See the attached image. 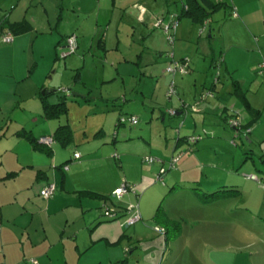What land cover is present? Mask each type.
<instances>
[{
    "label": "crops",
    "instance_id": "crops-1",
    "mask_svg": "<svg viewBox=\"0 0 264 264\" xmlns=\"http://www.w3.org/2000/svg\"><path fill=\"white\" fill-rule=\"evenodd\" d=\"M64 1L3 0L0 5V23L6 19L10 23L27 21L31 27L25 33H13L12 46L0 48V264H34L33 260L37 264H264V215L253 213L256 232L251 235L240 233L241 241L236 243L237 231L234 227L238 221L237 212L234 214L235 211L231 210L236 200L224 199L204 205L199 197V193H205L202 184V189L198 181L192 188H187L175 176L179 170L172 176L168 175V184L165 185V175V186H157L155 175L165 167L167 160L157 159L161 162L159 170L157 162L154 163L157 165L147 164L144 159H156L152 155L146 157V154L162 156V151L154 145L153 130L154 123H162L159 136L160 140L165 138L168 161L179 156L174 168H184L188 161L184 146L190 136L201 131L195 121L193 132L183 131L184 122L169 132L167 117L172 124H177L179 120L177 122L172 117L187 116L184 98L188 92L182 91L185 89L183 84L189 81L198 85L194 100L208 89H213L216 94L213 100L198 101L199 108L196 106L200 111L197 115L203 116V127H220L223 124V128H229L228 120L238 118L242 124L237 131L245 130L249 140L264 146V0H223L226 6L200 25L190 19H181L176 42H170L175 60H190V75H177L183 79L178 87L175 85L177 76L172 79L180 102L171 101V105L161 103L167 78L160 84L161 90L158 86L153 90L152 100L144 90L138 92L135 100L145 103L148 99L153 108V114L147 118L148 123L145 125L143 121L139 124V120L138 125L130 127V131H121L117 125L118 130L113 137L108 136L107 126L99 121L92 123L94 129H91L89 122L77 124L70 120L68 115L73 107L84 116L89 114L87 109L91 106L87 105H91V97L65 94L68 90H58L49 86L47 80L41 81L35 76V66L28 71L29 58L17 65V57H11L17 53L22 55L31 43H35L40 48L34 58L35 63L39 64L48 50L55 60L60 46L65 47L67 38L72 35L76 36L79 47L83 39L78 36V31H66L62 26L65 20ZM34 6L38 13L31 12ZM135 9L149 13L143 5ZM179 15L173 16V19L179 21ZM158 20L168 24L165 18H158L153 22L154 28H157L155 24ZM150 21L151 17L146 24L148 27ZM5 26L8 27L7 24ZM197 36L200 37L195 44L198 47L190 48ZM147 39L148 45L163 54L165 39L161 33ZM158 44H162V48ZM105 46L103 39L99 40L98 47L105 49ZM199 55H203L202 64ZM207 58L211 60L205 64ZM222 58L221 77L215 84V63ZM142 60L144 55L141 53L135 63L140 66ZM169 61L164 60L163 63L168 65ZM75 77L78 81L80 72ZM62 95L68 96V114L61 119H48L44 114L42 97L47 96L49 102L55 104ZM52 96L58 100L52 101ZM123 98L120 101L126 105L129 99L126 94ZM13 110L20 113L15 117L17 120H14L16 112ZM125 110H120L118 121L122 115H136ZM169 110L177 114L173 116ZM158 117L163 118L161 122L156 121ZM214 117L223 120L215 123ZM63 118L66 120L63 121ZM62 123H68L73 131L67 144L54 139ZM168 136L172 137L171 141ZM44 137H52L54 143L51 146L43 144L41 139ZM205 147H192L191 150L197 152L198 157ZM250 151L252 154H248ZM248 152V159L252 158L255 164L254 150L251 148ZM77 153L82 155L80 159H75ZM230 165L233 170L236 168V156ZM260 168L264 169V166L258 170ZM123 181L132 185L134 191L115 202L110 198ZM49 184H55L57 190L54 196L47 199L41 192ZM213 188L217 189L211 193L237 188L243 194L242 188L237 185ZM186 190L195 191V196L190 197L192 205L185 211H177L172 204L173 197L182 195V191ZM141 192L154 206L153 211L146 212V218L158 228L162 227L154 216L158 202L164 197L161 204L169 219L182 224L177 237L161 236L159 234L162 233L146 225L148 220H144L141 206L142 220L129 228L124 226L130 216L126 210L131 204H136L134 200L140 202ZM170 196L172 200L169 202L172 203L168 204ZM106 205L117 214L116 219L105 216ZM223 207L227 210L223 211ZM250 214L251 211L246 210L239 216L244 220ZM256 216L260 217L259 225ZM190 222L195 224V228L186 231L185 227ZM223 225H226L225 229ZM246 226L250 225L243 224L244 228Z\"/></svg>",
    "mask_w": 264,
    "mask_h": 264
},
{
    "label": "rangeland",
    "instance_id": "rangeland-1",
    "mask_svg": "<svg viewBox=\"0 0 264 264\" xmlns=\"http://www.w3.org/2000/svg\"><path fill=\"white\" fill-rule=\"evenodd\" d=\"M26 1L28 0H25V2ZM2 2L3 0H0V5H2ZM184 2H186V0H65V20L63 21L62 26L66 31H78V36L80 39H83L85 44L81 40L77 52L70 54L67 57H63L62 55L68 52V50L65 49L64 46H60L58 49V57L56 56L57 59L55 60L50 56L51 53L50 50H48V52L45 53V58L42 59L39 64L34 61L35 56L40 52V48L35 43H31L22 55L17 53L16 55L12 54L11 57H17V65L24 62L25 58H29L30 68L28 71H31L35 66V76H38L41 81L47 80L49 86L55 87L61 91L68 90V93H65L68 95L76 93L82 95L84 98L91 97L93 99L92 102H90L91 105H87L88 107L91 106L90 109H87L89 114L84 116L79 110L73 107L68 115L70 120L77 124L89 122L91 129H94L92 128V123L99 121L107 126L108 130L106 131L108 136L113 137L115 131L118 129L121 131H130L131 129L129 124L121 125L117 129V125L119 124L118 115L120 110L124 111V108L138 116L140 120L139 124L143 121L145 122V125L148 123L149 120L147 118H149V114H153V108H151V102L148 99L145 103H142V100H135L134 97L137 96L138 92L144 90L148 98L152 100L153 90L156 89L157 86L161 90L160 84L167 78L168 84L166 91L161 98V103L171 105V101L175 102L177 100L180 102L177 95L171 100L167 96L173 81L172 79L175 78L172 74L164 72L167 70L168 66L172 64V59L167 55L168 53L174 54L172 44H170L165 31L162 28H154L153 22L158 18H165V20L170 23L169 21L171 18L173 19V16L181 13ZM141 5L147 8L149 11L148 14L135 9L137 6ZM36 10V6L31 8L32 13L37 12ZM150 17L151 23L148 27L146 24ZM181 22H184V20ZM157 33H161L165 39V44H163V54H160L158 50H154L146 43L149 36ZM199 38L200 37L198 36L194 37V41L189 47L193 49L198 47L195 44ZM102 39L106 43L105 49H100L98 47L99 40ZM175 39H177L176 33ZM203 39L205 40V37ZM200 43L203 44V41ZM8 46H12V43L6 44L0 37V48L2 49ZM158 46L162 48V44H158ZM212 48H214L213 43ZM141 53L144 55V61L142 60V63L139 66L135 62L138 55ZM157 57L159 58L158 62H156ZM198 58L201 59V64L204 63L203 55H199ZM164 60H170L169 64L167 65L163 63ZM210 60L211 58H207L205 64H208ZM79 72L80 79L75 81L77 78L75 76H77V73ZM188 75L190 74L188 73ZM188 75L186 74L185 77ZM181 80H183L181 76L175 78V85L177 87L180 85ZM183 87L185 89L182 92H188L187 97L184 98L186 104L188 106L195 105L196 108L198 104H196V101H200L201 99L200 94L197 100H194L198 85H194L193 82L189 81L186 85L183 84ZM125 94L129 99L126 105L120 101L124 100L123 95ZM55 96L51 97L52 101L58 100ZM117 98H119L118 103ZM209 100H213V97ZM115 101L116 103H114ZM82 104L85 103L82 101ZM144 104L146 105L144 106ZM197 108H199V106H197ZM197 108L196 112L189 111L187 116H182L183 118L172 117L177 119V122L179 120L178 123L176 122L177 124H172L169 121L171 120L170 117H167L168 125H170L168 127L169 132L171 130L174 131L172 128H179L182 122L185 123L184 129L182 128L183 131L191 130L193 132L195 121H197L200 128L199 131H201V133L190 136L199 138L195 144L187 141L184 146V149H187L185 152L188 161L185 163L183 169L180 170V167L170 168V161H168L170 159H168V154L165 152V138L160 140L159 136L162 129L160 128V125L162 123L153 124L155 134L154 145L157 149L162 151V156L156 154H146L145 156L150 157L152 155V157H155L156 159L167 160V162H165V168L167 170V173L165 174L167 176L164 175L165 185L168 184L166 182L168 181V175L172 176L179 170L180 172L175 174V176L178 181L186 185L187 188L195 186L194 184L196 181H198L199 186L202 184L204 189H202V186L201 189L205 193L209 192V194L217 189L213 187L219 185H237L242 188L243 194L240 197L227 198L230 200H236L234 203V209L231 210L232 212L235 211L234 214L237 212L238 221L235 224L236 227H234V230L237 231L235 232V241L237 243L241 241L240 233H250L251 235L256 232L253 225L255 218L253 213L264 215V185L249 179V176L252 174L264 177V169L260 168L261 170H258L259 167L264 166L260 159V155L264 154V146L259 142L253 143L249 140L248 134L245 130L241 129L242 132L240 131V134L230 125H227L229 128H223L222 122L220 127H203V116L197 115L200 112ZM12 112H16L14 114V120H17L15 117L20 114L19 111L13 110ZM157 114H159V110L156 115ZM86 119L88 121H86ZM162 119V117H158L156 118V121L161 122ZM215 119V123L223 120L222 118L217 119V117H214L213 120ZM65 120L66 118H63V121ZM145 127L146 126H144V128ZM146 134H150V132H147ZM168 138L171 141L172 137L168 136ZM172 142H174L173 139ZM202 145H205L206 147L203 153L197 157V152L194 153L191 149L192 147L200 148ZM251 148L255 152L253 155L255 158V164L254 160L252 158L248 159L249 155L246 154ZM216 154H219V156L216 157ZM235 156L236 168L233 170L230 163ZM157 163L158 165H154H157L160 170V160L157 161ZM155 179V185L160 187L165 186L163 185L164 180L157 181V174L155 175ZM193 192L195 191H182V195L173 197V203L169 202L172 200L170 196L167 198L168 204L172 203L177 211H185L192 205L190 197L195 196ZM142 193L143 192L140 193V202L134 200V203L141 206L144 220L147 221L146 212L148 214V212L153 211L154 206L150 205L148 196H144ZM120 200L121 199H113L115 202H119ZM163 200L164 197L158 202V206ZM225 204L226 203L223 205ZM158 206L156 207V210ZM226 210L227 208L223 207V211ZM246 210H248L249 213L251 211V214L247 215L244 220H241L242 218L239 215ZM232 212L230 211V213ZM258 218L260 217H257V219ZM189 219L192 220L191 216ZM257 221V224L259 225L261 220L258 219ZM192 222L186 225V231L194 230L195 224ZM243 224H248L250 226L244 228ZM146 225L158 231V227H156L151 221L148 220ZM183 226H185V224ZM222 227L225 229L226 225H223ZM158 233H160V231H158ZM164 234L165 232L159 235L162 236Z\"/></svg>",
    "mask_w": 264,
    "mask_h": 264
},
{
    "label": "trees",
    "instance_id": "trees-1",
    "mask_svg": "<svg viewBox=\"0 0 264 264\" xmlns=\"http://www.w3.org/2000/svg\"><path fill=\"white\" fill-rule=\"evenodd\" d=\"M226 6V3L223 0H186V5H184L182 9L181 15H179L178 19L179 21L181 19H190L196 24H203L206 20L210 19L216 12L221 10ZM8 25L5 26V25ZM0 26L2 29H10V31L14 34H22L30 30V25L27 21L24 22H19V23H10L7 19L0 23ZM61 43V42H60ZM78 49V48H77ZM77 52V50H76ZM75 52V53H76ZM172 54V53H171ZM167 55H170L169 53ZM170 57V56H169ZM171 58V57H170ZM172 61H183V60H175V57L171 58ZM190 62L189 59H186ZM223 58L218 62L215 63L216 65V79H215V84L219 82V79L221 77V65L223 63ZM189 73V71H188ZM171 89V87H170ZM170 89L168 91V98H172L174 95H176V86H175V91L173 94L170 95ZM238 90V88H237ZM207 91V92H206ZM204 91L201 94V99L199 102H202V98L204 95L208 94V97L205 99L209 98H214L216 96L215 91L213 89H208ZM239 91V90H238ZM237 91V92H238ZM59 91L57 92V94ZM242 94V93H241ZM243 95V94H242ZM244 97V95H243ZM68 96L67 95H62L60 98L59 102L55 104H51L48 100L47 96H43L42 99L44 101V114L45 116L50 119H61L63 116L68 114ZM205 100L203 102H205ZM198 101H196V104ZM194 106H190V108H194ZM191 110V109H190ZM260 115V113H257ZM127 115V114H125ZM119 122V121H118ZM118 126H121L118 124ZM236 130H240L236 129ZM72 128L68 123H62L57 129V132L54 136V139L56 141H60L64 144H67L71 141L72 138ZM35 141V140H34ZM33 142V140H32ZM248 154H252V151L248 152ZM261 160L264 163V154L261 156ZM199 197L201 202L204 205H211L215 204L217 202H220L224 199H227L228 197L230 198H238L242 195V192L240 189L237 188H230V189H222L219 191H216L214 193H199ZM112 199V198H110ZM154 220L157 222L159 226L164 229L165 235L167 238H173L177 237L179 235V232L181 230L182 224L180 222H175L169 219L167 213L164 211L162 204L159 206L157 209V212L154 216Z\"/></svg>",
    "mask_w": 264,
    "mask_h": 264
},
{
    "label": "built area",
    "instance_id": "built-area-1",
    "mask_svg": "<svg viewBox=\"0 0 264 264\" xmlns=\"http://www.w3.org/2000/svg\"><path fill=\"white\" fill-rule=\"evenodd\" d=\"M234 15L237 16L236 13H234ZM178 25H179V21L177 20V18H175L172 20V22H170L168 24L164 23L163 20H158L155 24V27L162 28L165 31L166 35L169 37L170 42L174 43L175 33L177 31ZM0 37H1L2 41L6 44H10V43L14 42L13 33L10 31H7V32L4 31V29H2L1 26H0ZM64 48L67 49L68 52L63 54L62 55L63 57H67L70 54H74L78 48V42H77L76 36L72 35L69 38H67L66 46ZM169 56L171 58H173L174 54L172 53ZM262 68H264V66H262ZM189 69H190V62L188 60L172 61V64H170L168 66L166 72H168L169 74H172L175 77L178 74H180V75L188 74ZM263 73H264V70H263ZM174 88H175V85H174V81H173L171 84L170 95L174 93V91H175ZM207 97H208V94L204 95V97L202 98V101H204ZM185 109H186L187 113L190 111V109L192 110V112L196 111L195 107L192 109L188 105L185 106ZM169 113L173 116H175L177 114V112L174 110H169ZM138 122H139L138 116L132 115V114L122 115L119 118V125H128L129 124L130 126H135L138 124ZM228 125H230L234 129L241 128V123H240L238 118L229 119ZM198 140H199V138L190 137V138H188L187 141L191 142L192 144H195ZM41 142L43 144L51 146L54 143V139L52 137H44L41 139ZM81 157H82V155L80 153L75 154V159H80ZM178 160H179V156L174 158L170 162V168H174L175 163H177ZM145 161L148 164H154L155 162H157L159 160L154 159V158H145ZM65 170H68V167H65ZM166 173H167V170L165 167H163L160 170L159 174L157 175V181H163L164 175ZM249 179L264 185V177H260L257 174L250 175ZM56 190H57V187L55 184H49L41 192V195L48 199V198H51L52 196L55 195ZM133 191H134V187L132 185L128 184L126 181H123L122 185L113 192L112 199H122L125 195H127ZM104 211H105V216H107L109 219H116L117 214L114 211H112L107 205L105 206ZM126 212L130 214L129 218L126 220L125 225H124V226H126V228H129L130 226H133L134 224H136L137 222L142 220V215L140 212L139 204H136V205L131 204L129 206V208L126 210ZM158 231H160V233H164V229H162V228H158ZM33 263L37 264V262L34 260H33Z\"/></svg>",
    "mask_w": 264,
    "mask_h": 264
},
{
    "label": "water",
    "instance_id": "water-1",
    "mask_svg": "<svg viewBox=\"0 0 264 264\" xmlns=\"http://www.w3.org/2000/svg\"><path fill=\"white\" fill-rule=\"evenodd\" d=\"M71 95H72V96H78L79 94H76V93H72Z\"/></svg>",
    "mask_w": 264,
    "mask_h": 264
}]
</instances>
